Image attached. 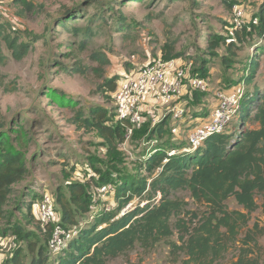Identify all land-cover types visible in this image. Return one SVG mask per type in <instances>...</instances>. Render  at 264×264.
I'll use <instances>...</instances> for the list:
<instances>
[{"label":"rangeland","instance_id":"1","mask_svg":"<svg viewBox=\"0 0 264 264\" xmlns=\"http://www.w3.org/2000/svg\"><path fill=\"white\" fill-rule=\"evenodd\" d=\"M31 1L35 7L25 10L14 4L13 0H0V18L20 30L23 41H32L30 52L21 60L13 58L3 45L9 59L6 64L0 65V133L4 131L14 139L22 133L29 139L31 172L14 185L7 209L14 212L12 224L17 221L28 233H34L32 239L37 234L44 237V232L39 231L36 216L26 219L18 210H13L17 199L27 204L32 201L35 212L36 202L43 193L57 194L58 189L67 192L69 182L89 181L90 191L94 192L96 188L92 185V179L97 175L96 169L105 170V160L103 164L99 162V159L106 158L100 145L101 138L95 131L77 128L72 123L77 112L83 110L87 116L96 105H103L112 113L115 112L113 92L104 86L105 79L118 76V83L124 80L125 75L138 71L158 58L163 59L162 47L169 42L174 43L176 51L183 53L181 57L175 58L180 65L193 68L201 62L197 59L209 62L210 72L205 78L209 89L199 96H209L213 107L218 103L220 91L226 90L236 78L246 77L247 67L252 61H259L260 65L247 89L253 90L256 85L264 88V37H258V29L249 31L245 27L264 6V0ZM236 6L243 10L242 17H237ZM73 9L77 10L79 18L66 22L68 28L62 24L58 26L57 19ZM122 15L125 21H117ZM238 23L239 27L236 26ZM72 25L91 26L94 29L95 36L88 40L87 50L80 51L79 41L83 37L72 32ZM232 31L235 41L231 42L234 47L230 51L227 44H223L215 53L209 52L207 46L211 38L221 35L228 43ZM95 50L105 52L110 58V63L104 65L100 73L93 70L94 67H100V63L91 57ZM79 61L82 67L91 68L82 73L80 68H76ZM201 107L207 106L203 102L199 109ZM233 118L230 129L238 117L234 115ZM185 120L186 115L182 121ZM193 128L190 124L188 127L183 125L175 128L172 143L181 138L187 142ZM138 140L132 136L128 146L121 148V157L109 163L107 158L106 164L120 172L127 170L129 174L139 173L141 158H135V155L140 150L139 153L142 150L146 152L152 144H144L134 152L138 142L143 144L144 141ZM88 163H93L95 169ZM111 203H114L113 196L99 200L94 192L96 209L107 204L111 206ZM227 203L231 209H242L233 197ZM136 204L140 205L141 201ZM91 218L89 214L88 218L80 221L86 224ZM255 222L264 227L262 208L252 213L249 226L252 227ZM9 226V219L0 222V264L9 262L16 249H21L25 263L30 264L32 253L27 241L18 240ZM259 241L262 251L253 254L261 255L260 263L264 264V234ZM239 252L236 247L230 248L218 264H235ZM109 264L181 263L169 259V246L162 242L150 251L137 246Z\"/></svg>","mask_w":264,"mask_h":264},{"label":"trees","instance_id":"2","mask_svg":"<svg viewBox=\"0 0 264 264\" xmlns=\"http://www.w3.org/2000/svg\"><path fill=\"white\" fill-rule=\"evenodd\" d=\"M13 3L25 10L35 7L31 0H13ZM255 17L259 18V23L254 24L252 19L245 27L249 31L258 29V37H264V6ZM78 18L77 10H69L57 19V25L62 24L68 28L66 22ZM117 21L124 22L125 17L122 15ZM11 27L10 22L0 18V65L6 64L9 59L3 45L16 60H21L30 52L32 41H23L21 31L13 27L12 30ZM70 28L83 37L79 41L80 51L87 50L88 40L95 36L94 29L80 25H72ZM223 44H227L229 51L234 47V43H226L220 35L211 38L207 48L209 52L215 53ZM182 54L176 51L174 43L168 42L162 47L165 60L177 59ZM91 57L100 63V67L93 68L96 73L102 72L103 66L110 63L109 56L103 51L95 50ZM198 60L200 64L193 66L191 73L208 78L209 62L206 59ZM79 62L76 68H80L82 73L91 68L82 67ZM259 65V61H252L247 67L246 77L236 78L227 88L245 81L241 106L235 115L238 118L235 125L231 126L232 129L229 125L223 133L208 137L195 150L168 155L170 148L178 149V146L187 144L185 138L172 143L173 128L169 125L165 128L173 113L167 114L152 127L151 116L144 112L146 121L133 135L144 141L140 144L138 140L134 152L152 139H157V143L146 152L142 150L139 153L140 150L135 153V158H141L139 173L136 174H129L127 170L120 172L106 164L107 158L109 163L121 157L120 143L125 139V125L115 117L116 105L114 113L103 105L92 107L87 116L83 110L77 112L72 123L77 128L95 131L102 140L100 145L106 156L99 159L102 164L105 160V170L96 169L97 175L92 179V185L96 188L112 184L114 192L109 196L114 197V203H111L110 209H96L95 191L91 193L89 181L69 182L67 192L58 189L57 194L53 195L61 223L68 229L77 228L78 234L57 253L50 249L53 233L51 224L44 227L37 219L39 231L44 232V237L37 234V239H32L34 233H28L17 221L12 224L14 212L7 209V205L14 185L23 181L31 172L29 139L22 133L14 139L12 135L1 132L0 222L9 219V228H12L18 240L27 241L32 253L30 264H109L111 260L127 255L137 246L150 251L162 242L168 244L169 259L172 262L218 264L230 248L236 247L240 252L235 264H261V255L253 253L262 251L259 238L264 234V227L259 222L250 227L249 222L253 212L259 208L264 211V88L256 85L253 90L247 89ZM117 80L118 76H115L104 81V86L113 94L119 84ZM203 93L202 90L187 93L189 103H184L186 116L191 106L203 103L204 95L199 96ZM203 109H206L203 115L197 112L194 115L208 117L211 110ZM28 136L30 138V134ZM165 158H168L166 162ZM88 164L95 169L93 163ZM159 194L160 198L156 201ZM232 197L242 209L229 207L227 201ZM144 200L148 202L143 207L136 204ZM132 201H135V208L118 217L122 208ZM13 210H18L26 219L35 216L32 201L27 204L17 199ZM90 213L93 214L91 221L88 220L86 224L80 221L88 218ZM174 236L176 239H173ZM14 254L9 262L26 264L21 249H16Z\"/></svg>","mask_w":264,"mask_h":264},{"label":"built area","instance_id":"3","mask_svg":"<svg viewBox=\"0 0 264 264\" xmlns=\"http://www.w3.org/2000/svg\"><path fill=\"white\" fill-rule=\"evenodd\" d=\"M236 14L237 17L243 16V10L238 6H236ZM252 22L258 24L259 18L254 17ZM236 26L239 27L240 24L238 23ZM231 36L227 40L228 42L235 41L234 31L231 32ZM123 78L124 80L119 82V86L113 94L116 105V119L121 120L126 128L125 139L120 143L121 148L127 147V143L134 135L135 130L140 129L146 121L143 105L149 95L153 96L160 107H166L164 114H157L154 117L153 120L156 123L167 113H173V118L182 120L185 115L182 96L190 93L191 90L206 91L209 89L208 81L204 77L193 75L190 66L184 67L176 59L165 60L158 58L138 71L125 75ZM244 92V82L237 83L230 89L220 91L218 93V103L209 116L195 125L189 133L188 146L185 150H195L208 137L223 133L230 125L234 115L237 114ZM150 143L152 146L155 145L157 139H152L145 144L148 145ZM176 152L175 149H172L168 152V155ZM167 160L168 158H165L164 162ZM113 192L114 187L112 184L102 185L95 189V194L99 200L107 198ZM159 198L160 194L156 197V201ZM147 202V200L141 201L140 206L143 207ZM36 203V218L44 227L49 224L53 226L50 246L52 252L57 253L67 246L70 239L78 234V229H68L63 226L61 215L56 209V202L52 193H43L42 198ZM107 205L106 209H110L111 206ZM135 206V201L128 203L122 208L118 217L129 212ZM90 216L93 218L92 213H90Z\"/></svg>","mask_w":264,"mask_h":264},{"label":"crops","instance_id":"4","mask_svg":"<svg viewBox=\"0 0 264 264\" xmlns=\"http://www.w3.org/2000/svg\"><path fill=\"white\" fill-rule=\"evenodd\" d=\"M187 94H184L183 95V97H182V99L184 100V103H189V101L187 100V96H186ZM204 103H205V105L207 106L206 108L209 110V108H210V110L212 111V108H214L212 105V101L210 100V97L209 96H207V97H204L203 98V100H202ZM201 106V105H200ZM200 106H191L189 109V113H188V115L186 116V119L187 120H185V121H182V120H176V119H174L173 117H171V118H168V120H167V122H166V127L165 128H167V125H169V126H171L172 128H173V132L176 130L175 128H179L180 126H182L183 127V125H184V127H188V125L190 124V125H192V126H194L195 127V125H197V124H199L203 119H205L206 117H204V116H195L194 115V113L195 112H197L198 113V115L200 114V115H203V110H206V109H203V107H201V109H199V107ZM143 109H144V111L148 114L149 113V115L151 116V119H152V127L153 126H155L157 123H159L162 119H163V117L164 116H166V115H164L163 117H162V119L160 120V121H158V122H156L155 123V121L153 120L154 119V117L157 115V114H164L165 113V109H166V107H160V105L158 104V103H156V101H155V99L153 98V96H151V95H149L148 97H147V99H146V101H145V103H144V105H143ZM148 115V116H149ZM197 115V114H196ZM148 116H147V118H148ZM190 120H192L191 122H189ZM178 121V122H177ZM191 132V131H190ZM189 135V134H188ZM188 138V137H187ZM186 138V139H187ZM175 139V137L173 136V140ZM182 139H184V138H181L180 140H182ZM176 141V140H175ZM128 146V145H127ZM187 146H188V141H187V144L186 145H183V146H178L179 148L177 149V148H172V149H175L177 152L176 153H178V152H182V151H184L186 148H187ZM121 148V147H120ZM172 149H170V150H172ZM170 150H168V152L170 151ZM133 154V153H132Z\"/></svg>","mask_w":264,"mask_h":264}]
</instances>
